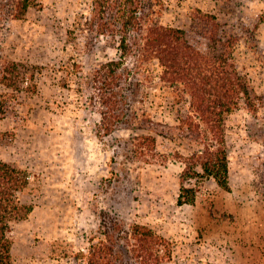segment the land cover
Instances as JSON below:
<instances>
[{"label":"rangeland","instance_id":"374dc122","mask_svg":"<svg viewBox=\"0 0 264 264\" xmlns=\"http://www.w3.org/2000/svg\"><path fill=\"white\" fill-rule=\"evenodd\" d=\"M37 1L20 18L0 19V57L31 67L36 82L0 120V161L29 176L17 195L30 209L9 222L7 264H79L76 254L99 235L103 219L126 230L118 244L123 264H264V23L257 19L264 2L148 0V24L184 29L202 48L201 16L225 23L223 34L237 37L234 62L252 98L225 116L228 189L212 177L193 178L194 202L178 204L182 157L200 147L161 136L142 120L148 112L176 124L174 88L161 80L158 59H145L137 46L144 39L131 34L128 116L105 132L101 107L90 101L91 79L100 63L118 58L117 38L88 24L97 18L95 0ZM146 135L156 138L153 145L139 144ZM135 224L162 241H140Z\"/></svg>","mask_w":264,"mask_h":264},{"label":"trees","instance_id":"16d2710c","mask_svg":"<svg viewBox=\"0 0 264 264\" xmlns=\"http://www.w3.org/2000/svg\"><path fill=\"white\" fill-rule=\"evenodd\" d=\"M37 2L0 0V19L5 15L20 18ZM147 3L148 0L94 1L92 16L97 18L88 24L96 26L99 33L117 38L119 56L100 63L93 70L90 101L101 107L100 129L103 131L111 132L125 120L129 109L128 91L132 83L129 78H134L130 76L132 69L125 67V59L134 51L131 34L136 33L137 37L144 39L141 44L137 42L143 56L146 59L153 54L158 59L163 68L161 80L174 88L176 124L155 121L148 112L143 113L142 120L146 127L161 136L172 137L176 134L200 147L186 157L178 155L184 158V169L180 174L177 203H193L196 188L189 186L193 178L198 183L202 177H212L220 187L228 189L225 116L241 100L252 105V98L247 82L234 62L233 46L237 37L233 33L223 34L226 31L225 23L213 14L201 16L203 23L207 24L204 23L202 29L207 44L202 48L187 39L189 33L184 29L148 24L145 12ZM257 19L264 23V7L257 14ZM30 70L32 68L24 63L0 57V120L7 111H15L20 103L18 93L27 87H36L35 73L27 74ZM27 80L31 83L23 86ZM185 93L189 95L188 100L183 98ZM140 140L142 146L153 145L156 138L146 135L141 136ZM28 179L25 170L0 161V264H7L10 258L9 222L25 218L30 209L19 203L17 195L27 186ZM132 232L143 235L144 238L140 239L143 242H151L152 239L162 241L146 226L135 224ZM124 233L126 230L117 220L103 219L99 235L92 236L88 246L79 250L75 258L79 264H123L124 254L118 249V244L124 238Z\"/></svg>","mask_w":264,"mask_h":264}]
</instances>
